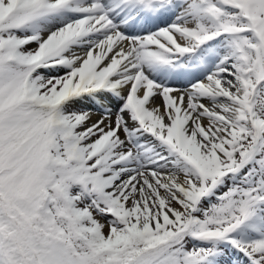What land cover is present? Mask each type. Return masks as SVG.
<instances>
[{
	"label": "snow or ice",
	"instance_id": "snow-or-ice-1",
	"mask_svg": "<svg viewBox=\"0 0 264 264\" xmlns=\"http://www.w3.org/2000/svg\"><path fill=\"white\" fill-rule=\"evenodd\" d=\"M0 264H264V0H0Z\"/></svg>",
	"mask_w": 264,
	"mask_h": 264
},
{
	"label": "bare ground",
	"instance_id": "bare-ground-1",
	"mask_svg": "<svg viewBox=\"0 0 264 264\" xmlns=\"http://www.w3.org/2000/svg\"><path fill=\"white\" fill-rule=\"evenodd\" d=\"M159 102V101H158Z\"/></svg>",
	"mask_w": 264,
	"mask_h": 264
}]
</instances>
